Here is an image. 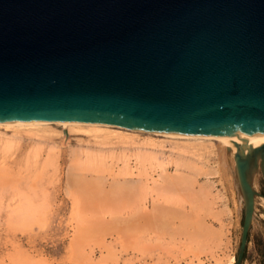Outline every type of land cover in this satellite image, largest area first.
I'll use <instances>...</instances> for the list:
<instances>
[{
  "label": "water",
  "instance_id": "95a60500",
  "mask_svg": "<svg viewBox=\"0 0 264 264\" xmlns=\"http://www.w3.org/2000/svg\"><path fill=\"white\" fill-rule=\"evenodd\" d=\"M51 121L264 135V0H0V123Z\"/></svg>",
  "mask_w": 264,
  "mask_h": 264
},
{
  "label": "rangeland",
  "instance_id": "374dc122",
  "mask_svg": "<svg viewBox=\"0 0 264 264\" xmlns=\"http://www.w3.org/2000/svg\"><path fill=\"white\" fill-rule=\"evenodd\" d=\"M11 128L0 126V264H234L244 215V196L236 182L231 162L233 158L219 141L194 140V143L189 139H173L128 129L121 131L120 128H105L103 132L87 128L72 129L59 124L49 125L48 131L32 129L33 132L30 128ZM114 130H119L118 133H124V136L116 134ZM105 135L109 136L101 137ZM76 150L94 156L99 161V172H93V175H87L80 181L69 182L66 172L73 160L72 152ZM186 151V156H191L197 163L214 168L221 161L217 153H223L232 173L224 179L220 174L212 175L210 186L204 184L205 177L200 175V182L193 192H183L188 187L182 185L184 189L181 191L180 188L170 190L174 194L166 193L165 196L172 200L178 196L174 200L176 204L179 198L183 204L178 205H186L187 208L193 206V212L186 209L182 213L180 211L182 215L177 214V218H184V212L191 213L192 215L188 213V223L193 217L196 222L199 214H207L205 202L216 199L215 207L221 210V222L218 223L209 213L205 216V222L218 230L212 235L209 230L199 228L193 221L186 223L188 226L185 225L187 218L179 217L180 221L177 222L179 219L176 218L175 221L173 216L174 223L181 226L175 229L171 222L168 225L171 231L166 228V232L164 229L160 235L162 238L158 239L151 215L147 214L148 211L151 212L150 204L155 197L161 195V190L154 181L159 180L161 166H173L172 163L182 154L185 155ZM125 177H132L138 183L139 180L143 183L142 186L137 185L138 183L133 185L139 186L140 193H132L133 197H139L134 199L135 203L131 202L132 198L128 202V195L131 196V193L125 192L126 189L137 192L138 188L133 190L123 187L125 192L121 194L125 204L122 199L120 200L123 202L118 201L117 194L113 200L112 185L122 182ZM251 179L256 187V197L240 264H264V177L260 159L256 160ZM84 187L89 189L87 191L91 192L90 195L93 193L98 197L96 200L95 195H92L96 201L94 206L98 209L93 203L89 205L84 202ZM117 192L120 194V191ZM217 194L222 195V203H227L226 211ZM189 197L193 203L197 199L195 206L188 201ZM89 200L90 198L86 201L94 202L92 197ZM79 203H82L83 209L78 206ZM126 203L132 207L127 209ZM112 205H115L114 208ZM92 206L98 212L92 210ZM135 210L138 218L143 217L144 221H138L136 215L133 216ZM140 212L143 213L141 217ZM125 216L127 219L133 217L136 223L132 224L131 220L132 225L128 227L130 221H126V225Z\"/></svg>",
  "mask_w": 264,
  "mask_h": 264
},
{
  "label": "bare ground",
  "instance_id": "6f19581e",
  "mask_svg": "<svg viewBox=\"0 0 264 264\" xmlns=\"http://www.w3.org/2000/svg\"><path fill=\"white\" fill-rule=\"evenodd\" d=\"M51 124H59V125H63V126H69V127H71L72 129L74 128H87V129H89V130H102L103 131V129H105V128H120L121 129V131H122V129H128V130H131V131H138V132H146V133H149V134H156V135H163V136H167V138L168 137H171V138H181V139H189V140H193V142H194V140H195V142H196V140L198 141V140H204V142H205V140H215V141H219V143H221L222 145H224V147H225V149H227V152L229 153V155L233 158L232 159V167H234V171H235V178H236V182H237V185H238V187H239V189L241 190V193H242V195L244 196V192H243V190H242V186H241V180H240V178H241V176H240V172L238 171V169H237V164H236V160H235V154L236 153H240L241 155H243V157L244 158H247L248 159V164H247V169L245 170L246 171V174H247V179H248V181L250 182V185H251V187H252V189L254 190V188H256V187H254V183L252 182V179H251V177H252V172H253V168H255V165H256V160L257 159H260V169H261V158H260V155L258 154L259 153V151H258V149H259V147L261 146V145H264V135H262V134H257V133H255V134H248V135H241V136H239V135H231V134H206V135H186V134H178V133H169V132H164V131H156V130H151V129H143V128H132V127H127V126H120V125H111V124H103V123H94V122H61V121H51V122H29V123H0V126H5V127H12V128H15V129H19V128H30L31 130L32 129H39V130H47V128H48V126L49 125H51ZM11 128V129H12ZM49 129V128H48ZM55 129V128H54ZM69 129V128H68ZM33 131V130H32ZM43 131V132H44ZM48 131V130H47ZM81 131H83V130H81ZM1 132V131H0ZM34 132V131H33ZM92 132H94V131H92ZM104 132V131H103ZM105 132H106V130H105ZM107 132H108V130H107ZM114 132L116 133V134H119V135H121V136H124L123 134H121V133H118V132H120L119 130L117 131V130H114ZM37 133V132H36ZM56 133V132H55ZM96 133V132H95ZM94 133V134H95ZM99 133V135H100V131L98 132ZM109 133V132H108ZM19 134V133H18ZM47 134V133H46ZM45 134V135H46ZM112 134H114V133H112ZM126 134V133H125ZM38 136V135H37ZM49 136V135H48ZM106 136V135H105ZM101 136V137H104V138H107L108 136ZM117 137H119V136H117ZM126 137V136H125ZM128 137V136H127ZM146 137H148V136H146ZM129 139H131V137L129 138ZM148 139V138H147ZM155 139V138H154ZM188 140V141H189ZM175 141H177V140H175ZM50 142V141H49ZM194 142V143H195ZM203 143V142H202ZM204 147H206L205 145H204ZM174 148V147H173ZM221 148V147H220ZM140 149V148H139ZM185 149V148H184ZM224 149V150H225ZM146 150V149H145ZM150 150V149H149ZM152 150V149H151ZM188 150V149H187ZM178 151H179V149H178ZM182 151V150H181ZM216 151V150H215ZM221 151V150H220ZM177 152V151H176ZM180 152V151H179ZM222 152V151H221ZM73 153V160L71 161V163L69 164V167H68V169H67V172H66V176H67V178H68V181L69 182H71V181H80L81 180V178H84L85 176H87V175H90V174H94L93 172H99V161L94 157V156H92V155H90V154H88V152H84V151H75V152H72ZM140 153V152H139ZM138 153V154H139ZM174 153V152H173ZM185 153V152H184ZM186 154H187V151H186V153H185V155H181V157L180 158H178L174 163H172V164H174L173 166H171V167H169V166H161L162 168H161V172H160V174H159V180L158 181H154L155 183H156V186L158 187V188H160V193H161V197L159 196V195H157L156 197H155V200L153 201V203L152 204H150L151 205V207H150V210H151V212L150 211H148V215L150 216L151 215V220H152V223H153V226H154V230H156L155 232L156 233H158L157 234V238L158 239H160V238H162L160 235L162 234V232H163V230L165 229L166 230V232L168 231V229H169V232L171 231L170 230V228H169V224L172 222L174 225L173 226H175V229H177L178 228V226H181V225H179V224H177L176 225V223H174V220H172V218H173V216L175 217V221L177 220V219H179V220H177V222L178 221H180V218L181 219H188L187 221H185V225H187V224H190L193 220H195V217H193V218H191V222L190 223H188L189 222V219H190V217L188 216V213L187 212H184L186 215H187V217H186V215H185V217L184 218H182V217H180L179 215V217L177 218V214H180V211H181V213L183 212V211H185L186 209H189V210H191L192 212H193V206H189L188 208L186 207V205L184 206H182V205H178L179 203H180V199L178 198V204H176L177 202L176 201H174L175 199H177V197L178 196H176V198H174V200H172L171 198H168V196L166 197L165 196V194L166 193H170V190H178V188H180L179 190L181 191L182 189H184L183 187H182V185H185V188L186 187H188V188H186V189H184L183 190V192L184 191H194V189H196V185L197 184H199V182H200V175H204V184H207L208 186H210L211 184H209V183H211V180H210V178L212 177V175H214V174H220L221 175V177L224 179L225 178V176L227 177V176H229L230 177V175H231V170H229L228 169V167H227V165H226V160H225V157H224V155H223V153H217V155H218V158H219V160H221L220 161V164H218L217 166H216V168H214V167H209V166H204V165H201V164H199V163H197L196 162V160L195 159H193L191 156H186ZM134 155H135V153H134ZM256 155V157H255V159H254V156ZM139 156H140V154H139ZM100 157V156H99ZM173 157V156H172ZM197 158V157H196ZM227 158V157H226ZM228 158H229V156H228ZM227 158V159H228ZM71 159V158H70ZM160 159V158H159ZM162 159V158H161ZM163 159H165V158H163ZM171 159V158H170ZM255 160V163H254V160ZM230 160V159H229ZM97 161H98V164H97ZM142 161V160H141ZM165 161V160H164ZM166 162V161H165ZM169 162H170V160H169ZM198 162H200L199 160H198ZM219 163V162H218ZM229 163V162H228ZM101 165V164H100ZM230 166V165H229ZM232 167H231V169H232ZM102 177V176H101ZM203 180V179H202ZM230 180V179H229ZM89 181V180H88ZM230 182H231V180H230ZM118 183H119V185H118ZM118 183H114V186L116 185H118L116 188L112 185V196H114L113 198V200H115V198H116V194H117V198H118V201L120 200V199H122L123 200V198H122V195L123 194H121V193H123V191L126 189V188H133V190H135V188H138V189H136L137 190V192H132V190H131V192H129V190H127L126 189V192L125 193H131L130 195L132 196H129L128 195V197H129V201L128 202H130V200H131V198L133 199L131 202L133 203L134 202V199L135 198H139V197H137L136 195H137V193H139V186H136V187H133V185L134 184H136V183H138V180L136 179H134V178H132V177H125L124 178V180L122 181V182H118ZM120 183H122L121 184V186H120ZM143 184V183H142ZM142 184L140 183V180H139V183L137 184V185H140V186H142ZM125 189H124V188ZM199 187H201V185L199 186ZM81 190H82V187H79ZM86 190H83V191H85V192H83L82 191V195H83V200H84V202L85 203H87V204H89V203H93L92 205L94 206L95 205V203H96V201L94 200V197H95V199L96 198H98L97 196H96V194H93L92 193V195L94 196H92V195H90V193H88V191L87 190H89L87 187H84ZM83 188V189H84ZM156 188V187H155ZM191 188L193 189V190H191ZM80 189H78L79 190V192L81 191ZM110 189V188H109ZM117 189L118 191H120V194L117 192V190L115 191V190ZM238 189V190H239ZM121 190H122V192H121ZM87 191V192H86ZM103 191V190H102ZM113 191H115V192H113ZM179 191V192H180ZM186 191V192H187ZM157 192V191H156ZM81 193V192H80ZM115 193V194H114ZM136 194L135 196L136 197H133V194ZM182 193V192H181ZM89 194V195H88ZM109 194V193H108ZM140 194V193H139ZM171 195L172 194H174L173 192H171L170 193ZM169 194V195H170ZM85 195H86V197H87V199H86V197H85ZM168 195V194H167ZM202 195V194H201ZM218 195V194H217ZM217 195H216V197L215 198H217ZM99 196V195H98ZM105 196V195H104ZM106 196H108V195H106ZM222 196V195H221ZM221 196H219L218 195V197H219V201L221 202V204H222V207L223 208H225V210L224 211H226L227 210V207L228 206H226V204L225 203H222V197ZM91 197H92V199L94 200V202L91 200ZM101 197H103V196H101ZM101 197H99V199L101 198ZM154 197V196H153ZM188 197V196H187ZM255 195L253 196V202H254V199H255ZM90 198V200H91V202H87L88 201V199ZM112 198V197H111ZM125 198H126V195H125ZM141 198V197H140ZM207 198V197H206ZM108 199V198H107ZM188 199V198H187ZM192 199H194V198H192ZM87 200V201H86ZM89 200V201H90ZM96 200H98V199H96ZM122 200H120V201H122ZM190 200V202L191 203H193L192 201H191V199H190V197H189V199H188V201ZM204 200V199H203ZM208 200V199H207ZM245 200V199H244ZM102 201V200H101ZM117 201V202H118ZM124 201V200H123ZM122 201V202H123ZM144 201V200H143ZM193 201H195L193 204H194V206H195V203H196V201H197V199H195V200H193ZM116 202V201H115ZM141 202V201H140ZM151 202V201H150ZM207 202L208 201H206L205 202V204L207 205V207L206 208H208V210H207V212L209 213V215H210V217L212 216V218H214L216 221H218V223H220L221 222V213H220V211L221 210H219V209H217L216 207V204H217V201H216V199H213L212 201H210V202H208V204H207ZM120 203V202H119ZM118 203V204H119ZM135 203V202H134ZM181 203H182V199H181ZM180 203V204H181ZM81 204L82 203H79L78 204V206L79 207H81L82 209L84 208V206L82 207L81 206ZM98 204V203H97ZM105 204V203H104ZM111 204H113V203H111ZM124 204H125V201H124ZM183 204V203H182ZM185 204V203H184ZM192 204V205H193ZM90 205V204H89ZM101 205V204H100ZM116 205V204H115ZM114 205V206H115ZM128 205H129V203H128ZM127 205V203H126V207H127V209L131 206L132 207V205H129L128 206ZM140 205V204H139ZM138 205V206H139ZM208 205H210L212 208H210V206L208 207ZM92 206V207H93ZM96 206V205H95ZM94 206V207H95ZM98 206V205H97ZM114 206L112 205V207L114 208ZM119 206H120V204H119ZM145 206V205H144ZM216 206V207H215ZM78 207V208H79ZM91 207V206H90ZM94 207L92 208V210L94 209ZM110 207V206H109ZM117 207V206H116ZM121 208L123 207V206H120ZM80 208V209H81ZM85 208H86V206H85ZM96 208V207H95ZM100 208V207H99ZM111 208V207H110ZM118 208V207H117ZM117 208H116V211H117ZM146 208V207H145ZM145 208H144V210H145ZM195 208V207H194ZM205 208V209H206ZM216 208V209H215ZM87 209V208H86ZM89 209V208H88ZM96 209H98V208H96ZM105 209H106V207H105ZM138 208L136 207V210H137ZM193 209V210H192ZM196 209H198V206L196 207ZM220 209H222V208H220ZM21 210V209H20ZM40 210H42V209H40ZM89 210H91V209H89ZM95 210V209H94ZM108 210H109V208H108ZM114 210V209H113ZM112 210V214H114V211ZM136 210H135V213L133 212V216H135L136 215ZM141 210V209H140ZM143 210V209H142ZM95 211H97V210H95ZM124 211V210H123ZM187 211V210H186ZM195 211H197V210H195ZM205 211V210H204ZM98 212V211H97ZM120 212V211H119ZM118 212V213H119ZM122 212V211H121ZM129 212V211H128ZM145 212V211H144ZM117 213V212H116ZM200 213V212H199ZM207 213V214H208ZM93 214H95V213H93ZM128 214V213H127ZM143 213L142 212H140V217H141V215H142ZM152 214H153V216H152ZM189 214H191V213H189ZM207 214H205V215H203V216H200V214L198 215L199 217L197 218V221L195 222V221H193V223L194 224H196L197 223V225H198V227L200 228V227H202L203 229H205V230H209L210 231V233L213 235V233H214V235L217 233V229H215V228H213L212 227V225H209V224H207L206 222H205V216L207 215ZM144 215H146L145 213H144ZM176 215V216H175ZM180 215H182V214H180ZM192 215V214H191ZM194 215V214H193ZM195 215H196V213H195ZM194 215V216H195ZM132 216V215H131ZM217 216V217H216ZM126 217V216H125ZM135 217H137V220L139 221V219H143V217H141V218H138V216L136 215ZM134 217V218H135ZM152 217H153V219H152ZM253 217V216H252ZM129 219H127V217L125 218V219H127V220H125L124 218V220H125V223H126V221H127V223L129 222V224H128V227H129V225L131 226L132 224H135L136 222L134 221V219H132L131 217H128ZM177 218V219H176ZM117 219V218H116ZM115 219V220H116ZM120 219H121V217L119 218V221L118 222H120ZM122 219V220H123ZM146 219H147V217L145 216V221H146ZM98 220V219H97ZM114 220V221H115ZM118 220V219H117ZM116 220V221H117ZM121 220V222L123 223V221ZM129 220V221H128ZM131 220H132V222H131ZM112 221H113V219H112ZM115 221V222H116ZM142 221V220H141ZM143 221H144V219H143ZM97 222V221H96ZM88 223V222H87ZM127 223H126V225H127ZM132 223V224H131ZM149 223H151V222H148V224ZM171 223V224H172ZM183 223V222H182ZM187 223V224H186ZM116 224H118V223H116ZM148 224H147V226H148ZM124 225V224H123ZM193 225V224H192ZM137 226H139L140 227V224H138ZM188 226V225H187ZM150 227V226H149ZM171 227V226H170ZM177 227V228H176ZM185 227V226H184ZM89 228V227H88ZM166 228H168V229H166ZM171 229H172V227H171ZM173 230V229H172ZM127 231V230H126ZM133 232H134V230H132ZM135 232H137V230L135 229ZM141 232V231H140ZM172 234V233H171ZM171 234H170V236H171ZM133 235V234H132ZM165 235V234H164ZM167 235H169L168 233H167ZM169 236V237H170ZM127 237V236H126ZM164 237V236H163ZM232 260V259H231ZM230 261H228V263H229ZM217 263V262H216Z\"/></svg>",
  "mask_w": 264,
  "mask_h": 264
}]
</instances>
